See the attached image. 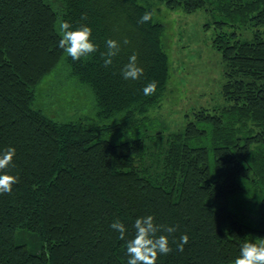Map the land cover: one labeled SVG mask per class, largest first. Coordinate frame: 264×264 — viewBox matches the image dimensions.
Returning <instances> with one entry per match:
<instances>
[{
    "label": "trees",
    "instance_id": "obj_1",
    "mask_svg": "<svg viewBox=\"0 0 264 264\" xmlns=\"http://www.w3.org/2000/svg\"><path fill=\"white\" fill-rule=\"evenodd\" d=\"M161 3L210 15L226 103L149 135L148 112L169 76L154 17ZM146 10L152 17L141 23ZM60 19L90 25L96 51L73 60L58 45ZM108 37L120 47L106 66ZM133 52L144 72L126 80L121 68ZM61 58L90 88L94 119L59 122L33 105L35 86ZM117 133L127 138L106 137ZM9 145L16 153L4 171L18 182L0 193V264H127L133 222L149 213L176 226L157 264L233 262L243 241L264 238V0H0V149ZM116 219L124 240L110 227ZM182 233L189 240L179 250Z\"/></svg>",
    "mask_w": 264,
    "mask_h": 264
},
{
    "label": "rangeland",
    "instance_id": "obj_2",
    "mask_svg": "<svg viewBox=\"0 0 264 264\" xmlns=\"http://www.w3.org/2000/svg\"><path fill=\"white\" fill-rule=\"evenodd\" d=\"M156 7L154 17L164 26L161 40L168 55L169 76L159 105L148 112L152 121V127L146 130L149 135L157 130L164 133L181 130L193 112L226 103L220 91L224 65L213 45L219 29L211 22L210 15L203 8L186 12L163 3ZM223 30H234L241 39H250L253 33L252 28L243 26L226 25ZM34 93L33 105L59 122L79 117L89 120L96 111L90 88L70 76L63 58L35 86ZM106 137L111 141L127 138L123 133L106 134Z\"/></svg>",
    "mask_w": 264,
    "mask_h": 264
},
{
    "label": "clouds",
    "instance_id": "obj_3",
    "mask_svg": "<svg viewBox=\"0 0 264 264\" xmlns=\"http://www.w3.org/2000/svg\"><path fill=\"white\" fill-rule=\"evenodd\" d=\"M152 11L143 12L139 21L145 22L151 19ZM57 31L60 35L58 41L61 47L73 60H78L83 56L96 51L98 45L91 38L92 27L88 24H82L76 27L72 26L71 21L60 19ZM127 43V39H125ZM106 51L101 55L104 57V65H110L113 57L119 51V42L108 37L105 40ZM144 72V68L137 63V55L135 52L129 55L128 62L121 68V75L124 79H139ZM156 82L151 81L144 85L143 93L149 95L155 91ZM16 148L9 145L4 149H0V193H10L13 184L18 182V176L8 169L13 163V156ZM110 227L118 231L119 238L125 239L127 227L125 223L119 219L113 220ZM134 235L125 241V253L127 254V264H157V258L160 254H166L172 251L169 244L168 233L176 230L175 225H162L155 222L154 216L149 213L137 216L133 222ZM163 229V231H161ZM160 233L157 235V233ZM264 237V236H261ZM189 240L187 233L180 235L177 248L183 250L184 244ZM233 264H264V238L258 240H245L240 244L239 254L234 257Z\"/></svg>",
    "mask_w": 264,
    "mask_h": 264
}]
</instances>
